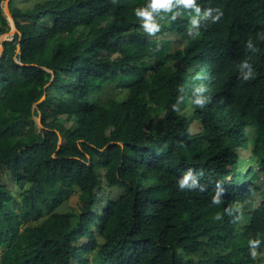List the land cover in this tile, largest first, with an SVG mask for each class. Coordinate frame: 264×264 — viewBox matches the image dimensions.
I'll list each match as a JSON object with an SVG mask.
<instances>
[{
  "label": "trees",
  "instance_id": "1",
  "mask_svg": "<svg viewBox=\"0 0 264 264\" xmlns=\"http://www.w3.org/2000/svg\"><path fill=\"white\" fill-rule=\"evenodd\" d=\"M147 4L9 0L0 264H264V0H196L223 15L195 38L182 6L174 20L154 14L163 23L147 35L135 15ZM198 85L203 108L191 102ZM188 169L203 192L178 189ZM237 205L233 222L225 209Z\"/></svg>",
  "mask_w": 264,
  "mask_h": 264
},
{
  "label": "clouds",
  "instance_id": "2",
  "mask_svg": "<svg viewBox=\"0 0 264 264\" xmlns=\"http://www.w3.org/2000/svg\"><path fill=\"white\" fill-rule=\"evenodd\" d=\"M113 3H115V0H113ZM182 6L184 10H191L194 15H192L190 24L191 27L188 29V36L195 38L199 35L200 31V21L201 20H209L212 23L218 22L223 13H221L217 9H213L211 7L205 8L204 10H201V7L196 4V0H148V4L145 7L138 8L135 10L136 17L141 22V27L144 30V32L147 35L153 36L157 32L160 31L161 25L157 22L154 14L159 13L161 11L165 13H173V15L169 18L170 20H174L177 15H180L179 11H174L175 9H179ZM213 12H215V15H213ZM163 17H161L162 19ZM247 47H251V42H247ZM255 59V56H253ZM240 67L244 69V72H246L243 75L244 81H249L254 78V69L252 68V64L249 62V60L242 61L240 63ZM178 91L181 93V95H178L176 98V102L172 105V111L179 113L181 111L180 105L184 102L185 97L182 94L184 89L179 88ZM208 91L207 87L205 85H198L194 87L192 92V98L191 102L193 105H195L198 108H203L206 106L207 103H209V98L206 96H202L201 93H204ZM200 175H203V172L200 173ZM217 190L215 194L212 197V204L213 205H219L222 201V193L223 189L220 187V184H217ZM178 189L180 191L185 190H200L203 192L205 188L200 185L199 178L194 174L192 169H188V171L185 173V175L178 180ZM233 208H235V211L239 213V215L236 216L235 221H238L241 219L242 216V205H237L236 207H229L225 209L226 213L231 216ZM216 220L222 219V216L217 213L214 217ZM260 241L258 239L256 240H249V248L250 253L253 257L257 255L256 249L259 246Z\"/></svg>",
  "mask_w": 264,
  "mask_h": 264
},
{
  "label": "water",
  "instance_id": "3",
  "mask_svg": "<svg viewBox=\"0 0 264 264\" xmlns=\"http://www.w3.org/2000/svg\"><path fill=\"white\" fill-rule=\"evenodd\" d=\"M8 2H9V0H5V1L2 2V5H3V7H2L3 8L2 9L3 14L2 15L9 20L10 30H9V32L0 35V40H1L0 41V57H1L2 52H3V43H4V41L11 40L13 35H14V33L16 32V27H15L13 18L11 16L10 12H9V9H8ZM35 121H36L37 127L41 128L40 121H39L38 117L35 118Z\"/></svg>",
  "mask_w": 264,
  "mask_h": 264
},
{
  "label": "rangeland",
  "instance_id": "4",
  "mask_svg": "<svg viewBox=\"0 0 264 264\" xmlns=\"http://www.w3.org/2000/svg\"><path fill=\"white\" fill-rule=\"evenodd\" d=\"M23 3H24L23 1L22 2H18V3H16V5L17 6H22V5H24ZM2 7H3V5L1 6V10L3 9ZM2 14H3V12H2ZM5 19H6L7 23H8V25H9V20L6 17H5ZM160 23H163V21H161V19H160ZM164 24H165V22H164ZM182 43H186V38L183 39V42ZM251 134L252 133L249 132V135L250 136H251ZM189 156H190L189 153H186V157L188 158ZM249 163H250V161H249ZM250 164H252V163H250ZM7 182L9 184V186L11 187L12 186V183L9 182V181H7ZM261 182L264 185L263 179L261 180ZM114 195L118 196L119 195V192L115 191L114 192ZM74 201H75V198L72 197L68 202H65L61 207H59V209L57 211L58 212H66V211H69L70 210V206L74 205Z\"/></svg>",
  "mask_w": 264,
  "mask_h": 264
},
{
  "label": "bare ground",
  "instance_id": "5",
  "mask_svg": "<svg viewBox=\"0 0 264 264\" xmlns=\"http://www.w3.org/2000/svg\"><path fill=\"white\" fill-rule=\"evenodd\" d=\"M1 41V40H0Z\"/></svg>",
  "mask_w": 264,
  "mask_h": 264
}]
</instances>
